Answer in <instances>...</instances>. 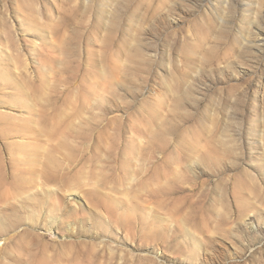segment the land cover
<instances>
[{
    "label": "rangeland",
    "instance_id": "rangeland-1",
    "mask_svg": "<svg viewBox=\"0 0 264 264\" xmlns=\"http://www.w3.org/2000/svg\"><path fill=\"white\" fill-rule=\"evenodd\" d=\"M0 264H264V0H0Z\"/></svg>",
    "mask_w": 264,
    "mask_h": 264
}]
</instances>
